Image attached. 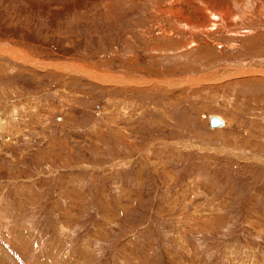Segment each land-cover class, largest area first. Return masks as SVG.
<instances>
[{
    "label": "rangeland",
    "instance_id": "1",
    "mask_svg": "<svg viewBox=\"0 0 264 264\" xmlns=\"http://www.w3.org/2000/svg\"><path fill=\"white\" fill-rule=\"evenodd\" d=\"M0 264H264V0H0Z\"/></svg>",
    "mask_w": 264,
    "mask_h": 264
},
{
    "label": "water",
    "instance_id": "2",
    "mask_svg": "<svg viewBox=\"0 0 264 264\" xmlns=\"http://www.w3.org/2000/svg\"><path fill=\"white\" fill-rule=\"evenodd\" d=\"M222 124H223V121L219 117H217L215 115L210 116L209 125L211 127H216V126H219V125H222Z\"/></svg>",
    "mask_w": 264,
    "mask_h": 264
},
{
    "label": "bare ground",
    "instance_id": "3",
    "mask_svg": "<svg viewBox=\"0 0 264 264\" xmlns=\"http://www.w3.org/2000/svg\"><path fill=\"white\" fill-rule=\"evenodd\" d=\"M212 115H215V116L219 117V118L223 121V119H222V117H221L220 115H217V114H212ZM212 115H210V116H212ZM210 116H209V118H210ZM223 124H224V122H223ZM223 124H222V125H219V126H216V127H211V126L209 125V119H208V125H209L210 128H219V127H222Z\"/></svg>",
    "mask_w": 264,
    "mask_h": 264
},
{
    "label": "crops",
    "instance_id": "4",
    "mask_svg": "<svg viewBox=\"0 0 264 264\" xmlns=\"http://www.w3.org/2000/svg\"><path fill=\"white\" fill-rule=\"evenodd\" d=\"M224 121V120H223ZM224 125H225V123H224Z\"/></svg>",
    "mask_w": 264,
    "mask_h": 264
}]
</instances>
